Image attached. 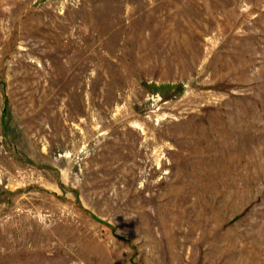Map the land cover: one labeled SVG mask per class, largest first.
Masks as SVG:
<instances>
[{
    "label": "rangeland",
    "instance_id": "1",
    "mask_svg": "<svg viewBox=\"0 0 264 264\" xmlns=\"http://www.w3.org/2000/svg\"><path fill=\"white\" fill-rule=\"evenodd\" d=\"M0 264H264V0H0Z\"/></svg>",
    "mask_w": 264,
    "mask_h": 264
}]
</instances>
